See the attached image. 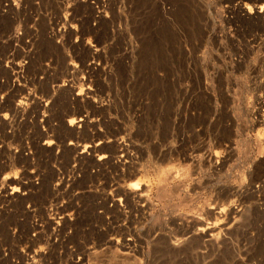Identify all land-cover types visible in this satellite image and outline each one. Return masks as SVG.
Returning a JSON list of instances; mask_svg holds the SVG:
<instances>
[{
  "label": "rangeland",
  "instance_id": "1",
  "mask_svg": "<svg viewBox=\"0 0 264 264\" xmlns=\"http://www.w3.org/2000/svg\"><path fill=\"white\" fill-rule=\"evenodd\" d=\"M258 1L0 0V98L29 111L19 117L0 109V264H264V17L253 13L264 0ZM95 33L112 65L94 98L98 112L76 96L87 77L81 49L96 44ZM57 96L65 101L58 109ZM36 102L47 108L44 117L57 109L50 123L35 115ZM78 109L97 120L94 131L61 125L58 116ZM41 133L47 138L36 144ZM96 134H104L105 145L90 138ZM227 136L236 148L231 161L221 141ZM48 139L53 147L42 153ZM100 142L110 146L94 155L90 148ZM84 147L90 148L81 157ZM187 153L197 165L183 158ZM121 154L131 165L126 172L117 164ZM101 155L109 163L100 167ZM132 165L146 199L115 207V187L128 182ZM167 167L176 176L160 183V193ZM5 176L24 178L23 202L3 199ZM226 189L237 190L226 196L237 215L228 211ZM219 210L221 217L213 214ZM213 224V239L198 233Z\"/></svg>",
  "mask_w": 264,
  "mask_h": 264
},
{
  "label": "bare ground",
  "instance_id": "2",
  "mask_svg": "<svg viewBox=\"0 0 264 264\" xmlns=\"http://www.w3.org/2000/svg\"><path fill=\"white\" fill-rule=\"evenodd\" d=\"M259 1H263V0H259ZM258 1V2H259ZM145 3H147V2H145ZM260 3V2H259ZM264 3V2H263ZM242 8V7H241ZM243 8H245V7H243ZM249 8V7H248ZM256 8V7H255ZM246 10H247V12L250 14V11L247 9V8H245ZM251 9V8H250ZM254 9V8H253ZM96 10H98V9H96ZM243 10V9H242ZM255 11V10H254ZM94 12V11H93ZM99 12V14L101 13L100 11H98ZM257 12V13H256ZM256 12H253L256 16H255V18L257 17L258 19L257 20H261V18L262 17H264V4L263 5H260L259 7H257V10H256ZM92 13V12H91ZM246 13V12H245ZM245 13H244V15H245ZM247 13V14H248ZM252 13V12H251ZM242 14V13H241ZM246 14V15H247ZM248 14V15H249ZM259 14V15H258ZM101 15H102V13H101ZM247 15V16H248ZM252 15V14H251ZM16 16V15H15ZM80 16H82V15H80ZM94 15H92V17H93ZM99 16V15H98ZM97 16V17H98ZM102 17V16H101ZM244 17V16H243ZM251 16L249 15V18H250ZM254 17V16H253ZM89 18V17H88ZM99 18H100V16H99ZM247 18V17H246ZM10 19V18H9ZM30 19L32 20V18H31V16H30ZM263 19V18H262ZM13 20H15L14 18H12V21ZM41 20H43V19H40V21ZM59 20V19H58ZM89 20V19H88ZM16 21V20H15ZM82 21H84V20H82ZM10 22V21H9ZM37 22V21H36ZM35 22V23H36ZM61 22V21H60ZM252 22H253V20H252ZM257 22V21H256ZM259 22H261V21H258V23ZM41 24H42V27L44 28L46 25H45V23H43L42 21L40 22ZM40 23L38 24V25H40ZM255 23V22H254ZM13 24V23H12ZM84 24V23H83ZM11 26V25H10ZM258 26H261V25H258ZM70 27H72V26H70ZM41 28V27H40ZM85 28V27H84ZM0 29H2L3 31L5 30V28L2 26V24L0 23ZM63 29H64V27H63ZM70 29V28H69ZM69 29H67V33H69L68 35H74V34H72L73 32H69ZM73 29V28H72ZM86 29V28H85ZM82 30H84V29H82ZM43 31V30H42ZM64 31V30H63ZM70 31H73V30H71L70 29ZM98 31V30H97ZM58 32V31H57ZM65 32V31H64ZM74 32H76V31H74ZM82 32H84V31H82ZM87 32V31H86ZM101 32V31H100ZM100 32H98L99 34H100ZM59 33V32H58ZM61 33V32H60ZM66 33V32H65ZM64 33V34H65ZM85 33V32H84ZM98 33L96 34L95 33V35L97 36V38H96V44L95 45H93L92 43V45L91 44H89V42L87 43V42H85L86 44V46H83L84 48H82L81 50H82V52H83V54H82V57H83V59L81 60V62H80V66H81V68H82V70H83V72H84V75L86 76L87 75V77H81V86H82V90H81V92H79V93H77L76 94V96H77V101L78 100H80V102L81 103H83V105L84 104H86V105H91L90 107H92V109H96L95 111H99L98 109L99 108H101L100 106H99V104H98V106H93V105H97V104H95V103H93L94 101H96L95 99V97H96V95L98 94V93H102V91H101V82H103L102 81V79H104L105 77H108V76H110L112 73V71H111V69H112V65H107L108 63H106V61H107V59H105V58H103V56H102V53L104 52V50L103 51H101L100 49H98L97 48V43L102 39V37H101V35H99L98 36ZM63 34V33H62ZM76 34V33H75ZM102 34V33H101ZM29 35V34H28ZM33 35V34H32ZM56 35H59V34H57L56 33ZM55 34L53 35V36H56ZM77 35V34H76ZM75 35V36H76ZM82 35L83 36H85L83 33H82ZM104 35V34H103ZM82 36V37H83ZM52 37V36H51ZM61 37H62V35H61ZM69 37V36H68ZM79 37H81V34H80V36ZM68 39V38H67ZM98 41V42H97ZM93 42H94V40H93ZM1 44V43H0ZM80 44H81V41H80ZM3 45V44H2ZM83 45V44H82ZM81 45V46H82ZM99 45H101V44H99ZM1 47V46H0ZM99 47V46H98ZM102 52V53H101ZM179 53H181V52H179ZM86 56H85V55ZM182 54V53H181ZM27 58V57H26ZM28 59V58H27ZM163 61H166V58L163 60ZM169 62V61H168ZM167 62V63H168ZM160 64V63H159ZM163 64V63H162ZM171 64V63H170ZM15 65V64H14ZM16 66V65H15ZM14 66V67H15ZM25 66V65H24ZM24 66L23 65H20V63H18L17 64V70L19 69L20 71L24 68ZM27 66V65H26ZM160 66V65H159ZM159 66L157 65V67L159 68ZM168 66H169V64H168ZM176 66V65H175ZM166 67V66H165ZM165 67H164V69H165ZM68 68V67H67ZM161 68V67H160ZM163 68V67H162ZM177 68V67H176ZM69 69L70 68H68V69H65V73H66V70H67V73H68V71H69ZM178 69V68H177ZM165 70H167V69H165ZM175 69H173V71H174ZM118 71H120V70H118ZM157 71V70H156ZM159 71V70H158ZM160 71H162V69L160 70ZM121 72V71H120ZM119 72V73H120ZM153 72V71H152ZM155 72V71H154ZM167 72H168V70H167ZM167 72H166V74H167ZM122 73V72H121ZM156 73V72H155ZM155 73H153V74H155ZM161 73H163V71L161 72ZM18 74V73H17ZM69 74V73H68ZM139 75H140V73H138ZM160 74V73H159ZM158 74V75H159ZM164 75H165V73H163ZM169 74V73H168ZM93 75H95V79L94 78H92V79H94V80H91V77H94ZM137 76V77H141L142 76V74H141V76ZM157 74H155L154 76H156ZM152 76V75H151ZM120 77H122V76H120ZM143 77V76H142ZM158 77H160V75L158 76ZM162 77H164L163 75H162ZM169 78V77H168ZM141 79H143V78H141ZM157 79V78H156ZM91 80V81H90ZM144 80V79H143ZM168 80V79H167ZM167 82V81H166ZM162 85H164L163 83H162ZM69 88V91H70V93H73V89H72V86H65V85H63L62 87H60L61 89H66V88ZM164 87V86H163ZM13 88H15V87H13ZM19 91V90H18ZM186 91V90H185ZM49 94V93H48ZM72 96V95H71ZM75 96V97H76ZM182 97H184V96H182ZM186 97H188V95L186 96ZM186 97L184 98L185 99V101H186ZM30 98H32V97H30ZM55 98V97H54ZM95 98V99H94ZM4 99V100H3ZM56 100H53V106H52V108L56 105L57 107V109H58V106L59 105H61V103L62 102H65L61 97H59V96H57L56 98H55ZM177 98H175V101H178L179 99H180V97L178 98V100H176ZM140 101V100H139ZM180 101V100H179ZM184 101V100H183ZM5 102H6V104H5ZM76 102V101H75ZM98 102V101H97ZM182 102V101H181ZM187 102V101H186ZM10 104V100H8L7 98H0V109H3L4 107H6V106H10L9 104ZM50 103H52L51 101H50ZM140 103V102H139ZM180 103V102H179ZM36 104H37V109H36V111H35V115L38 117V116H43L42 114L43 113H45V112H47L46 110H47V108L45 109V108H43L42 106H40V104L39 103H37L36 102ZM141 104V103H140ZM259 104H261V103H259ZM51 105V104H50ZM178 106V105H177ZM263 106V105H262ZM172 107V106H171ZM6 108H10V111H12L13 112V114H17L19 117L21 116H24V115H28V113H29V111H27L25 108H23L22 106H21V103L19 102L17 105H15V107H6ZM55 108V107H54ZM50 109V110H49ZM56 109V110H57ZM55 109H51V107L50 108H48V112H52L53 114H54V111H56ZM40 111H42V112H40ZM84 111V110H83ZM81 109H78V110H76L75 112L73 111H68V112H65L64 114H62L61 116H58L59 118V121H60V123H61V125L63 126V127H67L71 132H73V133H77L76 131H78L79 129L80 130H82V129H88V128H90V127H95L96 125H97V120L94 118V120H90L89 118H88V116H83V114H85V113H83L82 114V112H83ZM264 112V111H263ZM52 113L49 115L50 117H52L51 115H52ZM168 113V112H167ZM87 114V113H86ZM138 114V113H137ZM176 114V113H175ZM174 114V115H175ZM73 116V117H70V118H67L68 116ZM87 115H89V114H87ZM91 115V114H90ZM93 115V114H92ZM49 116H46V117H44L43 116V120L41 121V123H50V121H49ZM139 116V115H138ZM180 117V116H179ZM68 119L67 120V122L64 120V119ZM164 119V118H163ZM177 119V118H176ZM96 120V121H95ZM180 121V120H179ZM99 122V121H98ZM165 122H168V121H165ZM176 122V121H175ZM66 123H67V126H66ZM100 123V122H99ZM177 123V122H176ZM180 123V122H179ZM179 123H178V125H179ZM258 123V122H257ZM259 124V123H258ZM60 125V126H61ZM174 125H176V124H174ZM173 125V126H174ZM177 125V126H178ZM177 126H175L176 127V129H177ZM174 127V128H175ZM179 127V126H178ZM193 127V126H192ZM50 129H51V127H49ZM91 130L93 129V128H90ZM166 129V128H165ZM175 129V130H176ZM166 130H168V129H166ZM174 130V129H173ZM51 131H53L52 129H51ZM83 131V130H82ZM93 131H94V129H93ZM165 131V130H164ZM166 132V131H165ZM165 132L163 133V134H165ZM97 133V132H96ZM167 133H168V131H167ZM193 134V133H192ZM58 135V138L59 139H61V136H62V134H60V133H58L57 134ZM104 135V134H103ZM102 135V136H103ZM228 135H230V134H228ZM100 134H96V135H92L90 138L92 139V140H97V139H99L100 137H102ZM89 136H87L86 138H88ZM106 137V136H105ZM103 138V139H106V138ZM39 138H41V139H39ZM39 138H36V140H34L35 142H36V144H37V142H38V140L40 141V140H43L44 138H47V135L46 134H40L39 135ZM96 138V139H95ZM182 138V137H181ZM222 138V137H221ZM225 138H227V140L225 139ZM35 139V138H34ZM50 139V138H49ZM48 139V140H49ZM62 139H64V138H62ZM61 139V140H62ZM83 139H84V137H83ZM90 139V140H91ZM183 139V138H182ZM181 139V140H182ZM225 139V140H224ZM228 139H231V138H228V136L227 137H224V138H222L221 139V141H226V145H225V143H224V146H226V148H225V150H227V152L228 153H226V155H227V159L229 160L230 159V161H231V159L233 158V157H235V150H236V148H234L235 147V144H234V141L232 142V139H231V141H229ZM84 140H86V139H84ZM89 140V141H90ZM100 141H101V139H99ZM98 140V141H99ZM32 141V140H31ZM106 141H108V139L106 140ZM113 141V140H112ZM117 141H119V140H117ZM179 141H180V139H179ZM192 141V140H191ZM45 142H46V140H45ZM102 142V141H101ZM101 142H100V147L99 146H97V145H99V144H95V148L94 147H92V148H90V147H84V149H86V148H90V152H92V153H94V152H96V151H98L99 153H101V152H103V151H105L106 152V150L108 149L107 147H109L110 145L108 144L107 145V147L106 146H104V145H102L101 144ZM108 142H110V141H108ZM107 142V143H108ZM190 142V141H189ZM218 142H220V141H218ZM95 143V142H94ZM94 143H93V145H94ZM96 143H97V141H96ZM106 143V144H107ZM112 143V142H111ZM110 143V144H111ZM117 143V142H116ZM192 143V142H191ZM190 143V144H191ZM54 144V143H53ZM71 144V143H70ZM90 144H92V143H90ZM34 145V144H33ZM73 145V144H72ZM102 145V146H101ZM116 146H112L111 147V150H119V149H121V144H119L118 145V143L117 144H115ZM217 145V144H216ZM220 145V144H219ZM222 145V144H221ZM40 146V145H39ZM50 146H52L53 147V145L51 144V142H50V140L49 141H47L46 143H43V147L39 150V151H41L42 153H45V152H47V150H46V147L48 148V147H50ZM85 146H87V145H85ZM90 146V145H89ZM126 146V145H125ZM182 146H183V144H182ZM189 146V145H188ZM33 147V146H32ZM122 147L124 148V146H123V144H122ZM185 147V146H184ZM183 147V148H184ZM196 147V146H195ZM195 147H193V148H195ZM74 148H75V145H74ZM74 148H73V151H72V153L74 152ZM95 150H94V149ZM192 148V149H193ZM33 149V148H32ZM110 149V148H109ZM124 149H126V148H124ZM189 149V148H188ZM196 149V148H195ZM49 150V149H48ZM52 151H53V149H51ZM71 150H72V148H71ZM82 150V149H81ZM123 150V149H122ZM122 150H120V151H122ZM127 150H129V147H128V149ZM166 150V149H165ZM172 150V149H171ZM182 150H186V149H182ZM181 150V151H182ZM191 150V149H190ZM194 150V149H193ZM192 150V151H193ZM199 150V149H198ZM198 150H197V152H198ZM36 151V150H35ZM38 151V150H37ZM36 151V152H37ZM69 151V150H68ZM76 151V150H75ZM88 149H86V150H83L80 154H81V157H83L84 156V154L85 153H88ZM115 151H113L112 153H115ZM125 151V150H124ZM161 151V150H160ZM169 151V153L171 152L170 150H168ZM191 151V152H192ZM195 152H196V150H194ZM90 152H89V154H90ZM108 152V151H107ZM110 152V151H109ZM117 152V151H116ZM127 152V151H126ZM157 152H159V150L157 151ZM163 152V151H162ZM166 153H167V151H165ZM187 152H189V151H187ZM195 152H194V154L193 155H196L195 154ZM49 153H51V152H49ZM49 153H47V154H49ZM70 153V152H69ZM98 153V154H99ZM120 153H123V152H120ZM165 153V154H166ZM172 153V152H171ZM170 153V154H171ZM185 153V152H184ZM37 154V153H36ZM41 154V153H40ZM89 154H86V155H89ZM118 154V153H117ZM123 154H125V153H123ZM127 154V153H126ZM161 154V153H160ZM189 154H190V152H189ZM188 153L187 154H185V156L183 157L182 155V157L184 158V159H186V161L187 162H189L188 160H190V161H192V162H196V160H197V155L196 156H192V154L191 155H189ZM39 155V154H38ZM78 155V154H77ZM83 155V156H82ZM94 155H95V153H94ZM122 155V154H121ZM119 155L120 157H119V159H118V162H117V164H118V167H119V171H122V170H124V169H128L129 167H128V162L129 161H127L126 159H127V155ZM159 155V154H158ZM157 155V156H158ZM169 155V154H168ZM184 155V154H183ZM79 156V155H78ZM166 156L167 155H165V158H166ZM80 157V158H81ZM97 157V156H96ZM164 157V154L162 153V158ZM208 157V156H207ZM206 156H205V159L207 158ZM109 158V157H108ZM108 158H106L105 157V155H101V156H99L98 157V159H97V164L96 163H94V165L96 164V165H98V166H104V165H106L107 163H109V162H107V161H109V159ZM159 158V157H158ZM170 158V157H169ZM95 159V160H96ZM113 159V158H112ZM130 159V158H129ZM160 159V158H159ZM164 159V158H163ZM227 159H225V160H227ZM94 160V161H95ZM111 160V159H110ZM115 160V159H114ZM131 160H133V159H130V161ZM209 160H210V158H209ZM224 160V161H225ZM227 160V161H228ZM160 161H161V159H160ZM163 161V160H162ZM164 161H165V159H164ZM198 161V160H197ZM211 161V160H210ZM226 161V162H227ZM96 162V161H95ZM114 162H116V161H114ZM223 162V161H222ZM229 162V161H228ZM112 162H110V164H111ZM132 163V162H131ZM130 163V164H131ZM162 163V162H161ZM109 164V165H110ZM113 164V163H112ZM133 164V163H132ZM198 163L196 162V164L195 165H197ZM221 164V163H220ZM223 164V163H222ZM221 164V165H222ZM93 165V166H94ZM96 165L94 166L95 168H96ZM114 165V164H113ZM112 165V166H113ZM194 165V166H195ZM111 166V165H110ZM111 166V167H112ZM129 166H131V165H129ZM191 166H193V164L191 165ZM222 166H227V164H223ZM106 167V166H105ZM116 167V166H115ZM140 167V166H139ZM218 167V166H217ZM112 168H114V167H112ZM132 169L130 170V172L129 173H127L128 175H127V180H128V182H124V184L122 185V186H120V185H118L119 187H115V190H114V199H113V204H114V206L115 207H117L118 205H120L122 202H126L127 204H131V205H136V204H138V203H142L143 201H145V199H146V195H147V192H148V190H147V187L137 178L138 176H139V174H140V169H138L137 168V165H136V167H133V165H132V167H131ZM222 168H224V167H222ZM7 169V167L6 166H3L2 167V172L3 171H5ZM102 169V168H101ZM105 169V168H104ZM103 169V170H104ZM121 169V170H120ZM167 169H168V167H167ZM160 170L161 172H160V176H159V184L158 185H160V183H163V184H166V179L168 180V179H174L175 178V176H176V174L174 173V172H172L171 171V169L169 168L168 170ZM214 169H216V168H214ZM117 170V169H116ZM99 171H100V169H99ZM125 172L127 171V170H124ZM129 171V170H128ZM171 171V172H170ZM101 173H102V171H101ZM177 173V172H176ZM87 174V173H86ZM85 174V175H86ZM164 174V175H163ZM260 174V173H259ZM256 175H258V174H256ZM261 175V174H260ZM259 175V177H262V176H260ZM27 176H29V175H27ZM169 177V178H168ZM28 178V177H27ZM32 178V177H31ZM30 178V179H31ZM46 178H48L47 177V175H46ZM52 178V177H51ZM50 178V179H51ZM163 178H164V180H163ZM19 177H18V179L16 178V177H8V176H5L4 177V182H2V183H6L7 185H8V189H7V191L9 190V192H7L5 189V191H4V193L5 194H7V195H5V197L4 196H2L3 197V199L5 198H7V199H9V200H15L14 202H16V201H18V200H20V201H22L21 199H25V198H22L24 195L21 193L22 192V190H21V188H19V185H20V181L22 180V179H24V178H22L21 177V180L19 181ZM29 179V180H30ZM49 179V178H48ZM49 179V180H50ZM258 179V178H257ZM28 180V181H29ZM45 180V179H44ZM255 180V179H254ZM259 180V179H258ZM26 181V180H25ZM23 182V181H22ZM21 182V183H22ZM45 182V181H44ZM50 182V181H49ZM31 183V182H30ZM85 183H87V182H85ZM23 184V183H22ZM27 184V183H26ZM29 184V183H28ZM50 184V183H49ZM24 185H25V183H24ZM23 185V186H24ZM44 185H46V184H44ZM47 186V185H46ZM25 187H27V186H25ZM161 189H159V191L158 192H163L164 193V191H163V185H160L159 186ZM24 188V187H23ZM28 189V190H27ZM26 190L27 191H29V188H27ZM43 189V188H42ZM46 189H47V191H46ZM48 188V186H47V188L45 187V192H48L49 190H51V189H49ZM25 190V191H26ZM44 190V189H43ZM220 191H222L221 190V188L219 189ZM218 190V191H219ZM217 191V192H218ZM235 191H237L236 189L235 190H233V189H226V191H225V196H224V198H225V200H227L228 198H226V196L227 197H229V196H232L233 194H235L236 195V193L237 192H235ZM44 192V191H43ZM50 192H52V191H50ZM27 193V192H26ZM30 193V192H29ZM54 193V191L52 192V194ZM162 193V194H163ZM24 194H25V192H24ZM43 194H45V193H43ZM49 194V193H48ZM221 194V193H220ZM227 194V195H226ZM219 195V194H218ZM223 195V194H222ZM26 196V195H25ZM220 196V195H219ZM238 196V195H237ZM42 197H44V195H42ZM236 197V196H235ZM239 197V196H238ZM237 197V198H238ZM216 198H218V196L216 197ZM216 198H215V200H216ZM223 198V199H224ZM231 198V197H230ZM241 198V197H240ZM246 198V197H245ZM29 199H32V198H29ZM222 199V198H221ZM34 200V199H33ZM243 200H244V198H243ZM243 200H242V203H243ZM4 201H6V200H4ZM27 201V200H26ZM37 201V200H36ZM39 201H41V200H39ZM46 201V200H45ZM227 201H230L229 199L227 200ZM241 201V200H240ZM239 201V202H240ZM246 201V200H245ZM23 202V201H22ZM222 202V201H221ZM224 203L226 202V201H223ZM234 202H237V200L236 201H234ZM13 203V202H12ZM39 203V202H38ZM230 203L232 204V201H230ZM229 203V205H228V211L230 212V215H237V211H235V209H233V208H231V206H233L234 204H230ZM263 204H261V206L262 207H264V198H263V202H262ZM127 204H125V205H127ZM15 205H17V204H15ZM22 205V204H21ZM129 205H127V206H129ZM19 206V205H18ZM18 206H17V210H18ZM16 207V206H15ZM136 208V207H135ZM213 209H216L215 207H213ZM15 210V209H14ZM15 212H16V210H15ZM15 212L13 213L15 216H16V214H15ZM17 213V212H16ZM213 213V212H212ZM222 211L221 210H219V211H217L216 213H213V214H215V215H217L218 217H221V215H222ZM17 217V216H16ZM13 219V218H12ZM8 220V219H7ZM14 220V219H13ZM61 220H66L65 218L63 219V218H61ZM6 221V220H5ZM11 222H13V221H11ZM63 223L64 222H66V221H62ZM5 223V222H4ZM9 224V223H8ZM67 224V223H66ZM64 226H66V225H64ZM67 226H68V224H67ZM70 227V226H69ZM65 228V227H64ZM218 227H217V225L216 224H213L212 226H210V227H206V228H202V229H198L197 231H198V233L200 234V235H202L204 238H206V237H208L209 238V240L210 239H213L214 237H215V234H214V231L217 229ZM14 239V238H13ZM123 244V243H122ZM130 244H124V246H125V248L126 247H128ZM123 255H125L124 253L122 254V256ZM10 264V263H9Z\"/></svg>",
  "mask_w": 264,
  "mask_h": 264
},
{
  "label": "built area",
  "instance_id": "3",
  "mask_svg": "<svg viewBox=\"0 0 264 264\" xmlns=\"http://www.w3.org/2000/svg\"><path fill=\"white\" fill-rule=\"evenodd\" d=\"M255 10H257V8H255ZM259 15V14H258Z\"/></svg>",
  "mask_w": 264,
  "mask_h": 264
}]
</instances>
